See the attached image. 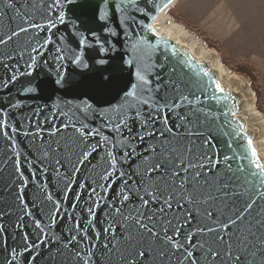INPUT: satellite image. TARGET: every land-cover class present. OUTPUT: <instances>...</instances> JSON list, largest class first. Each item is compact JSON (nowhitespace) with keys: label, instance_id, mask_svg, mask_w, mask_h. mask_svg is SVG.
<instances>
[{"label":"snow or ice","instance_id":"1","mask_svg":"<svg viewBox=\"0 0 264 264\" xmlns=\"http://www.w3.org/2000/svg\"><path fill=\"white\" fill-rule=\"evenodd\" d=\"M6 6L12 8L13 0H6ZM17 17L20 23L15 28L3 30L0 26V48H7L21 33L37 30L32 34L34 43L20 53L21 59L24 54L28 55L24 61L27 70L33 68L43 55L41 50L50 43V38L41 37L39 30L51 31L57 21L64 23V14L60 12L55 19L47 16L46 24L37 23L27 14L20 17L17 13ZM85 43L84 39L80 40L81 45ZM56 51L59 53L61 49ZM75 60L79 61L80 57L76 56ZM125 63L132 65L133 61ZM165 68V63L152 62L147 56L130 72L132 80L120 90L117 103L109 102L106 107H93L86 101L77 105L69 103L68 111L53 114L54 120L60 119L59 124L50 123L46 129L39 123L32 129L22 125L20 129H12L13 132L23 129L25 137L40 140L38 170L43 174L51 168L57 180L63 181L65 196L73 191L76 183L88 192L87 217H76L66 236H56L52 229L65 214L61 203L45 191V184L40 188V209L46 219L32 215L24 200L28 180L21 172L17 154L14 159L19 175L16 199L21 215L16 228L23 234L19 246L22 251L12 249L13 260L17 255L28 253L34 261V252L56 243L68 249L77 264H92L96 255L93 249L98 246L94 241L103 235L101 247L109 264L112 261L116 264H172L173 261L175 264H255L249 258L256 255L252 250L264 252V205L257 203L264 201V165L258 160L250 161L247 171L252 179L249 187L241 190L233 179L230 163L236 159L235 155L221 157L211 135L206 136L201 130L199 117L193 119L201 111L196 108L199 97L181 91ZM16 72L19 69L10 80L3 82L5 87L17 80ZM20 75L30 73L25 71ZM5 125L0 119V133L7 136L3 132ZM248 145L251 147V141ZM227 148L231 149L232 144L228 143ZM252 155L256 153L253 151ZM221 160L225 172L206 191L208 181L205 179L202 185L201 177L205 169H218ZM25 161L33 163L27 157ZM245 170L243 165L236 168V172ZM84 172H88L91 183L88 177L81 179ZM32 178L35 180V172ZM117 181L119 192L106 199L102 193ZM74 199L78 203L80 193H75ZM77 203L72 204L73 212L67 213L70 219ZM101 204L106 210L105 226L102 233L90 234L96 227L93 221ZM36 206L34 203L33 207ZM201 208L203 217L211 224L193 226V211ZM3 214L0 212V216ZM26 227H31L32 232L24 231ZM209 235L211 244L200 239ZM24 259L27 261L28 257Z\"/></svg>","mask_w":264,"mask_h":264},{"label":"water","instance_id":"2","mask_svg":"<svg viewBox=\"0 0 264 264\" xmlns=\"http://www.w3.org/2000/svg\"><path fill=\"white\" fill-rule=\"evenodd\" d=\"M177 1L59 0L57 4L56 0H13L14 6L9 8L6 0H0V26L3 30L15 28L20 23L17 13L20 17L27 14L41 24L47 23L46 17L49 15L55 19L60 12L64 14V23L57 21L56 28L51 31L39 30V35L48 36L50 43L41 50L43 55L33 68L25 69L24 61L28 60V55L24 54L21 59L20 53L30 43H34L32 34L37 30L21 33L7 48H0V119L6 122L3 132L8 134L5 136L0 133V212L4 213L0 216V228L4 229L0 232V264H77L72 253L56 243H50L34 252V261L28 253L17 255L13 260L12 249L22 251L19 246L23 234L16 228L21 215L17 210L19 202L16 199L19 175L14 167V159L17 154L21 161V172L28 180V185L24 188V200L33 216L46 219L40 209V188L46 184L45 191L50 192L61 203L62 212L65 213L57 219L52 229L56 236H66L76 217H87L88 192L80 189L76 183L73 191L65 196L63 181L57 180L51 168L43 174L38 170L41 166L37 160L40 156V140L32 141L31 137H25L23 129L19 132H13L12 129H20L21 125L32 129L37 123L46 129L50 123L59 124L60 119L54 120L53 114L68 111L69 103L77 105L86 101L93 107H106L109 102L117 103L120 90L132 80L130 72L135 71L136 65L143 63L147 56L151 57L152 62L165 63V72L179 85L181 91L185 94L194 93L199 97L196 108L201 111L193 119L199 117L201 130L206 136L211 135L213 143L221 151V157L224 154L235 155L236 159L230 161L233 165V179L241 190L249 187L252 179L247 171L251 167L250 161L258 160L263 164L253 144V133L240 116V94L220 85L218 73L209 62L198 59L174 36L160 32L154 25L158 16ZM81 39L86 43L81 45ZM57 48L61 49L59 53ZM58 55L64 58L57 60ZM76 56L80 57L79 61L75 60ZM100 60L104 63H99ZM126 61H133V64L128 65ZM16 69H19L16 72L17 80L5 87L3 82L10 80ZM170 69L174 71H169ZM25 71L30 75H20ZM58 80L60 83H57ZM10 104H18L19 107L11 108ZM44 139H48L46 132ZM249 141L251 147L248 145ZM228 143L232 144L231 149L227 148ZM253 151L255 156L252 155ZM245 156L246 159H241ZM25 157L33 163L28 164ZM240 165L245 167L244 172H236ZM43 166L48 167L46 164ZM33 172L35 180L32 178ZM224 172L222 160L218 169H205L201 177L202 185L205 179L208 181L205 190H209V186ZM84 177H88V182L91 183L88 172L81 174V179ZM119 190L120 184L117 181L102 194L110 200ZM77 192L81 196L78 203L74 199ZM34 203L36 207H33ZM73 203H77V207L70 219L67 213L73 212ZM257 203L264 205V201L258 200ZM105 211L103 204L96 209L93 221L96 227L90 230V234L102 233ZM202 213V208L193 211V226L211 224ZM27 219L25 217L26 221ZM24 231L31 233L32 229L26 227ZM200 239L212 243L210 235ZM94 242L98 246L93 249L96 255L92 264H109L101 247L104 243L103 235L99 241ZM252 251L256 255L249 258L254 259L255 264H264V252L257 249ZM24 257H28V260L25 261ZM112 264L116 262L112 261Z\"/></svg>","mask_w":264,"mask_h":264},{"label":"crops","instance_id":"3","mask_svg":"<svg viewBox=\"0 0 264 264\" xmlns=\"http://www.w3.org/2000/svg\"><path fill=\"white\" fill-rule=\"evenodd\" d=\"M175 6L178 16L219 39L224 49V43L228 46L229 41L238 42L234 37L240 34L250 40L248 35L257 26L262 43L258 66L264 73V0H179Z\"/></svg>","mask_w":264,"mask_h":264},{"label":"bare ground","instance_id":"4","mask_svg":"<svg viewBox=\"0 0 264 264\" xmlns=\"http://www.w3.org/2000/svg\"><path fill=\"white\" fill-rule=\"evenodd\" d=\"M167 10L163 11L155 20V27L160 32H165L174 36L198 59L209 62L218 73L220 85L240 94L242 98L240 116L244 118L248 129L253 133V144L256 153L264 165V119L254 108L253 104L255 97L253 92L248 85H246L242 79L243 77L241 78L233 74L221 64L217 52L215 54L214 50L207 48L199 38L195 37L182 24L174 22L172 18L166 16Z\"/></svg>","mask_w":264,"mask_h":264},{"label":"rangeland","instance_id":"5","mask_svg":"<svg viewBox=\"0 0 264 264\" xmlns=\"http://www.w3.org/2000/svg\"><path fill=\"white\" fill-rule=\"evenodd\" d=\"M176 3L167 10L166 16L172 18L174 22L182 24L195 37L199 38L207 48L214 50L215 54L217 52L219 61L230 72L241 78L243 77L242 79L254 94V108L264 119V73L261 72L262 68L258 66L260 60L258 56L262 53L259 49L262 43L261 40H258L261 37L256 32L258 27L256 26L249 35L247 34L251 41H247L245 36L240 34L234 37L236 40L239 39L238 42L229 41L228 46H226V42L224 43L226 49H224L219 39L216 40L208 36V34L199 30L197 26L178 16Z\"/></svg>","mask_w":264,"mask_h":264},{"label":"trees","instance_id":"6","mask_svg":"<svg viewBox=\"0 0 264 264\" xmlns=\"http://www.w3.org/2000/svg\"><path fill=\"white\" fill-rule=\"evenodd\" d=\"M179 23V22H178Z\"/></svg>","mask_w":264,"mask_h":264}]
</instances>
